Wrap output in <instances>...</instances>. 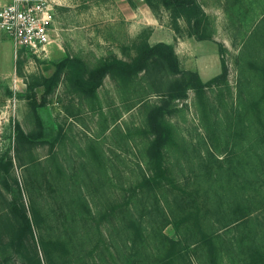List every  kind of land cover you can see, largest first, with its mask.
I'll return each instance as SVG.
<instances>
[{"label": "rangeland", "instance_id": "1", "mask_svg": "<svg viewBox=\"0 0 264 264\" xmlns=\"http://www.w3.org/2000/svg\"><path fill=\"white\" fill-rule=\"evenodd\" d=\"M47 1L44 55L1 32L0 264H264V0H194L198 34L160 0ZM144 41L170 44L202 82L226 67L163 115L165 179L151 188L145 115L181 74L106 75L87 96L62 69L30 105L61 58L130 62ZM20 212L31 232L16 242Z\"/></svg>", "mask_w": 264, "mask_h": 264}, {"label": "trees", "instance_id": "2", "mask_svg": "<svg viewBox=\"0 0 264 264\" xmlns=\"http://www.w3.org/2000/svg\"><path fill=\"white\" fill-rule=\"evenodd\" d=\"M163 7L180 11L189 21L194 34H198L200 25L205 22L206 15L194 0H160ZM204 31V26L201 29ZM203 38L202 35L198 36ZM156 65H160L170 74H181L177 78L169 80L162 92V100L159 104L150 107L145 115V123L152 138L145 148V154L153 167V175L140 181L139 186L151 188L165 179L164 170L161 168L162 147L170 139V130L163 121V115L167 114L173 108V101L184 99L187 89L193 88L199 92L203 86L223 78L226 67L221 63V71L216 76L202 82L194 71L182 72L179 67L178 59L170 44L161 41L148 44L141 42L132 61H124L118 58L104 59L92 67H87L80 59L76 57L65 56L54 64V70L46 77L40 79V85L43 87L40 95V101L35 102L34 97L30 101L32 110L37 106L43 105L46 94L55 84L62 69L69 71V80L76 90L84 95L93 96L96 88L101 84L106 76H117L121 78L129 77L139 71L148 72ZM33 84L27 86V91L32 90ZM35 112V111H34ZM36 121L39 123L37 114ZM15 139L19 142H32L36 140V134H25L15 125ZM30 224L23 212L19 213V220L14 232V239L20 242L23 235L29 233ZM174 244V242L172 241Z\"/></svg>", "mask_w": 264, "mask_h": 264}, {"label": "built area", "instance_id": "3", "mask_svg": "<svg viewBox=\"0 0 264 264\" xmlns=\"http://www.w3.org/2000/svg\"><path fill=\"white\" fill-rule=\"evenodd\" d=\"M47 0H10L0 6V30L16 48L44 55L50 43Z\"/></svg>", "mask_w": 264, "mask_h": 264}, {"label": "crops", "instance_id": "4", "mask_svg": "<svg viewBox=\"0 0 264 264\" xmlns=\"http://www.w3.org/2000/svg\"><path fill=\"white\" fill-rule=\"evenodd\" d=\"M10 0H0V6H2V5H4V4H6V3H8ZM1 30H0V45L3 43V37H2V35H1Z\"/></svg>", "mask_w": 264, "mask_h": 264}]
</instances>
